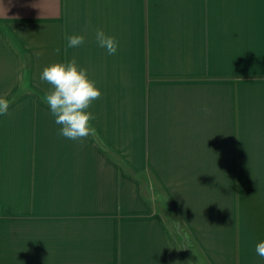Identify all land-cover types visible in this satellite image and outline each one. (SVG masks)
I'll return each mask as SVG.
<instances>
[{"label":"crops","instance_id":"1","mask_svg":"<svg viewBox=\"0 0 264 264\" xmlns=\"http://www.w3.org/2000/svg\"><path fill=\"white\" fill-rule=\"evenodd\" d=\"M73 58L82 142L40 79ZM0 97V264H264V0H0Z\"/></svg>","mask_w":264,"mask_h":264},{"label":"clouds","instance_id":"2","mask_svg":"<svg viewBox=\"0 0 264 264\" xmlns=\"http://www.w3.org/2000/svg\"><path fill=\"white\" fill-rule=\"evenodd\" d=\"M68 48H78L84 44L83 35H66ZM97 44L104 48L108 55H114L118 50L115 37L97 29L95 33ZM59 52V49H56ZM40 79L50 85V90L44 96V102L49 106L55 123L60 126L58 135L72 141L82 142L95 136L96 128L91 121L96 117L88 111L93 101L102 96L96 87V82L88 76L86 68L80 67L75 58L66 62L52 63L45 67ZM10 107L8 99L0 97V115H6ZM204 111H208L204 109ZM258 256L264 258V240L255 246Z\"/></svg>","mask_w":264,"mask_h":264},{"label":"trees","instance_id":"3","mask_svg":"<svg viewBox=\"0 0 264 264\" xmlns=\"http://www.w3.org/2000/svg\"><path fill=\"white\" fill-rule=\"evenodd\" d=\"M125 168L128 172L130 173H135L129 166L125 165ZM142 177V176H141ZM143 182H144V189L146 191L147 189V180L146 178L143 176ZM157 207L159 209V211L167 218V219H171L177 222V218H176V214L174 213L173 209L169 206V205H165V204H161V203H157ZM178 231H180V233L182 235L185 236V229L184 227H181L180 225H178ZM183 244L184 246H186V239L184 238L183 240Z\"/></svg>","mask_w":264,"mask_h":264}]
</instances>
